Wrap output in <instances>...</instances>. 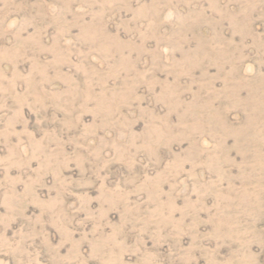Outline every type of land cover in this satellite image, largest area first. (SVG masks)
<instances>
[{
	"label": "rangeland",
	"instance_id": "374dc122",
	"mask_svg": "<svg viewBox=\"0 0 264 264\" xmlns=\"http://www.w3.org/2000/svg\"><path fill=\"white\" fill-rule=\"evenodd\" d=\"M0 264H264V0H0Z\"/></svg>",
	"mask_w": 264,
	"mask_h": 264
}]
</instances>
